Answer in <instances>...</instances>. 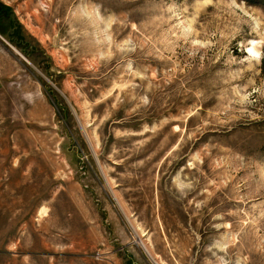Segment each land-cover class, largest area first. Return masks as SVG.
<instances>
[{
    "label": "rangeland",
    "instance_id": "374dc122",
    "mask_svg": "<svg viewBox=\"0 0 264 264\" xmlns=\"http://www.w3.org/2000/svg\"><path fill=\"white\" fill-rule=\"evenodd\" d=\"M0 6V264H264L263 6Z\"/></svg>",
    "mask_w": 264,
    "mask_h": 264
},
{
    "label": "trees",
    "instance_id": "16d2710c",
    "mask_svg": "<svg viewBox=\"0 0 264 264\" xmlns=\"http://www.w3.org/2000/svg\"><path fill=\"white\" fill-rule=\"evenodd\" d=\"M249 4L261 5L264 7V0H245Z\"/></svg>",
    "mask_w": 264,
    "mask_h": 264
},
{
    "label": "flooded vegetation",
    "instance_id": "af4514ba",
    "mask_svg": "<svg viewBox=\"0 0 264 264\" xmlns=\"http://www.w3.org/2000/svg\"><path fill=\"white\" fill-rule=\"evenodd\" d=\"M0 10H2V6H0Z\"/></svg>",
    "mask_w": 264,
    "mask_h": 264
},
{
    "label": "bare ground",
    "instance_id": "6f19581e",
    "mask_svg": "<svg viewBox=\"0 0 264 264\" xmlns=\"http://www.w3.org/2000/svg\"><path fill=\"white\" fill-rule=\"evenodd\" d=\"M253 51V50H252Z\"/></svg>",
    "mask_w": 264,
    "mask_h": 264
}]
</instances>
